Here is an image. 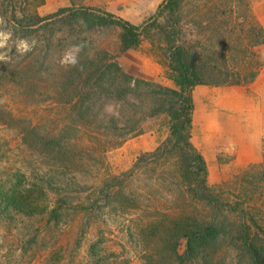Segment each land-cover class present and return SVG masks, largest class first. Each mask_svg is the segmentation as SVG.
<instances>
[{"label":"rangeland","instance_id":"374dc122","mask_svg":"<svg viewBox=\"0 0 264 264\" xmlns=\"http://www.w3.org/2000/svg\"><path fill=\"white\" fill-rule=\"evenodd\" d=\"M31 1L43 15L65 6H96L140 24L164 0ZM3 2L0 174L26 169L28 148L19 124L29 117L40 123L42 131L57 130L62 122L74 131L69 132L72 159L68 161L73 170L60 178L63 194H53L64 211L61 222L53 218L48 230L49 218L44 216L14 224L0 220V264H181L177 256L186 248L185 230L225 218L212 205L190 197L189 178L181 177L180 153L163 156L170 120L155 112L161 90L141 82L133 105L112 101L108 91L100 89L85 97L76 94L71 105L49 97L56 95L60 71L79 55L82 39L54 32L45 50L38 31H21L3 14ZM180 29L196 51H216L219 65L232 64L237 75L232 79L248 81L195 88L192 141L205 157L208 184L222 202L227 207L249 203L254 208L259 187L264 189V0H186ZM95 39L117 56L134 84L144 80L177 88L162 41L146 39L120 53L118 30H103ZM92 45L94 51L97 44ZM215 74L224 81L222 73ZM109 115L135 132L109 137L103 132V125L109 123L103 119ZM147 153H155L149 165L140 161ZM44 201L43 196L40 203ZM233 214L224 210L227 223L235 219L229 217ZM259 222L264 225V217ZM30 227L41 228V239L35 244L26 236L27 243L21 245L18 232L22 235ZM260 230L264 237V228ZM213 245L191 264H253L243 252L233 254L230 234Z\"/></svg>","mask_w":264,"mask_h":264},{"label":"trees","instance_id":"16d2710c","mask_svg":"<svg viewBox=\"0 0 264 264\" xmlns=\"http://www.w3.org/2000/svg\"><path fill=\"white\" fill-rule=\"evenodd\" d=\"M185 2L186 0H164L157 11L140 24L96 6H65L43 15L37 8L32 7L34 2L31 0H4L3 14L21 31L28 34L38 31V37L45 43V50L56 35L54 32L75 41L82 39L79 55L60 71V83L54 88L56 95L49 97L55 96L59 101L71 105L76 94L85 97L100 89L108 91L112 101H128L133 105L135 90L141 82L161 90L159 109L155 112L166 114L170 120V134L161 147L162 154L165 156L180 153L184 158L181 177L189 178L190 197L212 205L219 214L223 212L225 218L209 223L206 221L185 230L182 238L186 240V248L177 256L181 264H191L202 258V252L212 248L213 242L226 234H230L233 254L236 251L243 252L253 264H264V237L260 230L264 225L259 222L264 217V212L261 211L264 189L259 187L254 208L249 203L248 206L241 203L238 207L230 203L227 207L208 184L209 171L205 157L192 141L195 88L201 84H241L248 81L232 79L237 77L233 74L234 66L225 63L219 65L215 59L216 51H196L195 46L183 39L180 24ZM106 29L119 31L120 53L139 47L146 39L162 41L173 71L171 78L177 88L172 89L144 80L134 84L132 75L120 66L117 56L110 55L107 47L97 43L96 35ZM93 42L97 44L94 51ZM215 73H222L224 81H218ZM111 81L112 85L109 84ZM80 114L82 118L86 116L85 113ZM103 121L109 122L103 125V132L109 137L125 130H129V133L135 132L128 125H118L113 115ZM19 125L24 127L23 142L28 148V158L26 157L24 166L26 169L16 167L9 173L0 174V220L2 223L14 224L16 220L44 216L49 218L47 223L50 230L52 219L61 222L64 212L60 209V198L54 199L53 194H63L65 189L60 184V178L70 169L73 170L68 161L72 159L69 132L70 129L73 132L74 127L68 128L62 122L57 130L42 131L40 123L30 117ZM154 155L155 153H147L140 161L149 165ZM43 196L45 201L40 203ZM224 210L227 213H236L229 215L235 217L231 223H227L228 215H224ZM42 232L40 227L33 230L31 227L24 228L23 236L18 232L20 244L27 243L26 236L37 244Z\"/></svg>","mask_w":264,"mask_h":264}]
</instances>
